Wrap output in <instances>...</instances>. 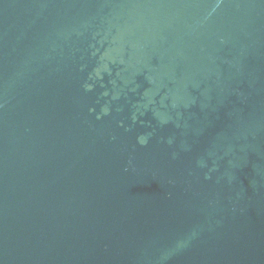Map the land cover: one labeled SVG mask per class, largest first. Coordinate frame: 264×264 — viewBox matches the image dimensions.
Here are the masks:
<instances>
[{"label": "water", "instance_id": "obj_1", "mask_svg": "<svg viewBox=\"0 0 264 264\" xmlns=\"http://www.w3.org/2000/svg\"><path fill=\"white\" fill-rule=\"evenodd\" d=\"M0 264H264V0H0Z\"/></svg>", "mask_w": 264, "mask_h": 264}, {"label": "clouds", "instance_id": "obj_2", "mask_svg": "<svg viewBox=\"0 0 264 264\" xmlns=\"http://www.w3.org/2000/svg\"><path fill=\"white\" fill-rule=\"evenodd\" d=\"M180 246H182V245H180Z\"/></svg>", "mask_w": 264, "mask_h": 264}]
</instances>
